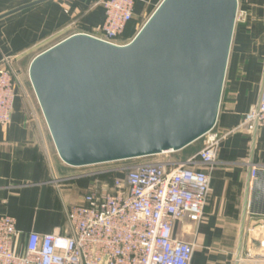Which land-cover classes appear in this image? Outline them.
<instances>
[{
    "label": "crops",
    "instance_id": "1",
    "mask_svg": "<svg viewBox=\"0 0 264 264\" xmlns=\"http://www.w3.org/2000/svg\"><path fill=\"white\" fill-rule=\"evenodd\" d=\"M35 1L39 0H0V60L55 39L94 35L103 21L100 0H45L3 16ZM162 1L137 0L125 38ZM237 10L243 17L234 23L213 127L218 133L232 132L220 142L202 222L195 226L182 219L173 227L175 237L193 244L191 264H237L236 255L246 244V228L264 219V130L253 137L235 130L264 87V0H237ZM49 137L29 85L15 99L8 125L0 128V216L15 219L18 255L25 251L28 233L66 230L65 211L80 203L99 178L71 169L63 172V161L50 153ZM203 142L199 138L181 149L175 161L196 155ZM252 167L258 170L256 189L250 179Z\"/></svg>",
    "mask_w": 264,
    "mask_h": 264
},
{
    "label": "water",
    "instance_id": "2",
    "mask_svg": "<svg viewBox=\"0 0 264 264\" xmlns=\"http://www.w3.org/2000/svg\"><path fill=\"white\" fill-rule=\"evenodd\" d=\"M236 10L237 0H163L125 45L74 34L36 55L28 76L60 159L82 167L178 151L209 131Z\"/></svg>",
    "mask_w": 264,
    "mask_h": 264
},
{
    "label": "built area",
    "instance_id": "3",
    "mask_svg": "<svg viewBox=\"0 0 264 264\" xmlns=\"http://www.w3.org/2000/svg\"><path fill=\"white\" fill-rule=\"evenodd\" d=\"M136 1L100 0L103 21L96 34L86 35L116 46L127 44L124 38ZM241 17L236 10L235 20ZM17 57L0 60V128L10 122L15 99L25 89ZM213 127L200 137L203 147L187 160L122 164L94 172L112 173L113 179L95 180L82 201L65 211L67 229L62 233H28L22 255L14 249L15 219L0 216V264H191L193 244L175 237L173 227L182 219L195 226L203 220L219 145L232 132L218 133ZM260 129L264 130V87L235 130L253 137ZM257 171L251 168V180ZM245 236L236 263L264 264V219L247 227Z\"/></svg>",
    "mask_w": 264,
    "mask_h": 264
},
{
    "label": "rangeland",
    "instance_id": "4",
    "mask_svg": "<svg viewBox=\"0 0 264 264\" xmlns=\"http://www.w3.org/2000/svg\"><path fill=\"white\" fill-rule=\"evenodd\" d=\"M146 21H147V18L142 19L140 22H137L135 24V26L131 29V31H130L131 33L128 35V37L124 39V43L130 42L135 37V35L139 32V30L141 29V27L144 25V23ZM61 38H63V37H61ZM60 40L61 39H55V40H52L48 43L41 44L39 46L35 45L31 49L23 52L22 54H17L18 60L16 63L22 72V80H23V84H24L25 88L30 85L29 84L30 82L28 80V67L30 64V60L34 56L42 53L43 51L47 50L48 48L59 43ZM62 40H64V39H62ZM49 139H50L49 150L51 151L50 153L52 154L53 157H55V158L58 157L60 159V157L58 156V153L56 151L54 142H53V140H51L52 138L49 137ZM50 148H52V149H50ZM181 151L182 150H178V151H175L174 153L167 154V155H158V156L145 157V158L140 157V158H133V159L125 160V161H117V162H111V163H106V164H94V165L75 167V168H73V166H72V168H70V166H68L67 164H65L63 162V164H64L63 168L65 169V171H63V172H67L69 169H71V171L76 172V174H78V175H83V174H91L92 175L94 172L100 171L102 169L115 167V166H119L122 164H135L138 162L159 161V160L175 161L176 159H178L180 157V155L182 153Z\"/></svg>",
    "mask_w": 264,
    "mask_h": 264
},
{
    "label": "trees",
    "instance_id": "5",
    "mask_svg": "<svg viewBox=\"0 0 264 264\" xmlns=\"http://www.w3.org/2000/svg\"><path fill=\"white\" fill-rule=\"evenodd\" d=\"M131 31V30H130ZM131 33V32H130ZM98 180L102 181V182H107V183H111L112 179H113V174L109 173L107 175H99L98 176Z\"/></svg>",
    "mask_w": 264,
    "mask_h": 264
},
{
    "label": "bare ground",
    "instance_id": "6",
    "mask_svg": "<svg viewBox=\"0 0 264 264\" xmlns=\"http://www.w3.org/2000/svg\"><path fill=\"white\" fill-rule=\"evenodd\" d=\"M44 52H46V50ZM44 52H42V53H44ZM42 53H40V54H42Z\"/></svg>",
    "mask_w": 264,
    "mask_h": 264
}]
</instances>
